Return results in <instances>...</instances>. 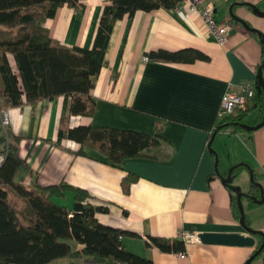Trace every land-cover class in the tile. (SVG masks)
<instances>
[{
	"label": "crops",
	"instance_id": "crops-1",
	"mask_svg": "<svg viewBox=\"0 0 264 264\" xmlns=\"http://www.w3.org/2000/svg\"><path fill=\"white\" fill-rule=\"evenodd\" d=\"M209 1L214 20L231 27L222 46L185 9L178 14L161 9L136 12L131 19L117 21L92 80V115L69 117V128L89 125L161 138L143 152L145 156L125 159L117 166L88 148L80 156L72 141L54 144L62 98L13 109L0 96V136L8 133L18 138L17 156L24 165L14 182L27 188L64 183L85 191L87 203L103 209L94 214L95 220L132 234L120 238L122 247L153 264H244L264 238V91L256 77L264 57V0ZM79 3V9H57L44 28L62 46L89 49L107 0ZM160 50H194L206 60L142 61L149 52ZM8 63L16 73L10 56ZM260 77L264 87V65ZM241 82L251 85L254 100L239 124L256 128L239 126L242 130L234 133L230 127L218 130L209 143L218 127L222 97L237 91ZM237 165H243L232 172L234 178L241 176L235 183L239 188L232 187L230 176L224 182ZM249 172L255 188L247 182ZM127 174L136 180L123 194L120 181ZM236 193L242 223L256 233L252 246L203 244L197 239L186 242L184 256L179 257V252L161 251L148 241V237L175 239L178 233L252 236L232 214ZM55 203L70 208L72 195L67 193ZM72 241H67L69 249H80ZM48 264L107 263L60 258ZM247 264H264V245Z\"/></svg>",
	"mask_w": 264,
	"mask_h": 264
},
{
	"label": "trees",
	"instance_id": "trees-1",
	"mask_svg": "<svg viewBox=\"0 0 264 264\" xmlns=\"http://www.w3.org/2000/svg\"><path fill=\"white\" fill-rule=\"evenodd\" d=\"M178 0H107L98 18L91 47H65L48 35L44 22L54 17L57 9L65 6L79 9V0H0V96L8 107H34L43 101L63 99L58 120L55 145L69 140L83 148L104 156L112 166L125 159L142 157L144 151L159 143L158 136L149 137L133 131L94 128L89 125L68 127L69 117H90L95 100L89 94L92 80L103 62L109 36L114 24L123 18L131 19L136 12L171 10ZM262 56L264 44H261ZM8 56L14 62L12 72ZM146 60L164 63H192L206 58L194 50L177 52L156 51L145 55ZM254 100V96L251 101ZM248 108L236 116L219 121V130L230 127L232 132L242 130L238 125ZM18 138L5 133L0 136V264H48L68 258H89L107 264H153L147 258L125 250L122 236L132 234L99 224L94 214L103 209L87 203L85 191L64 183L48 187H24L14 182L23 162L17 156ZM243 168L237 165L232 172ZM136 180L130 175L120 181L123 194ZM251 187L256 186L251 183ZM258 189V188H257ZM72 195V206L66 208L55 201L65 194ZM24 200L26 212L19 213L8 197ZM246 195H249L247 193ZM235 219L239 213L232 199ZM68 240L80 245L71 251ZM161 251L184 252L185 243L179 239L148 237ZM145 245H148L145 243Z\"/></svg>",
	"mask_w": 264,
	"mask_h": 264
},
{
	"label": "built area",
	"instance_id": "built-area-1",
	"mask_svg": "<svg viewBox=\"0 0 264 264\" xmlns=\"http://www.w3.org/2000/svg\"><path fill=\"white\" fill-rule=\"evenodd\" d=\"M182 9L189 11L200 20L207 34L217 45L222 46L225 43L231 29L230 24L228 22L220 23L214 20L213 8L209 0H178L169 12L171 14H178ZM142 61H146V58H142ZM253 96V89L248 82L239 83L237 85V91L228 92L222 97L218 107V121L226 117H234L245 111L249 107ZM5 124L6 118L3 116L1 119L2 127ZM3 159L4 155L0 154V164ZM176 237L184 243L197 240L196 235L192 233H178ZM177 255L183 257L184 253L179 252Z\"/></svg>",
	"mask_w": 264,
	"mask_h": 264
},
{
	"label": "water",
	"instance_id": "water-1",
	"mask_svg": "<svg viewBox=\"0 0 264 264\" xmlns=\"http://www.w3.org/2000/svg\"><path fill=\"white\" fill-rule=\"evenodd\" d=\"M259 15H261L259 13ZM241 25L244 26L243 22L237 20ZM261 43H263V41L261 40ZM264 44V43H263ZM264 65V57L262 59L261 62V66L257 69V81L261 87V89L264 91V87L262 84V80L260 77V70L261 67ZM240 127H242L245 130H254L256 127H247L245 125H240V124H236ZM219 130V127H217L212 135L211 138L209 140V143L211 142L212 137L214 136V134ZM216 163V161H215ZM230 171L231 169L228 171L226 178L224 179V182L227 183L229 181V176H230ZM250 175V181L251 183H253L252 179H251V173L249 172ZM232 180V179H231ZM259 188V187H258ZM260 191V190H259ZM261 192V191H260ZM239 197L240 195H238L235 198V204L239 213V219L238 222L241 225L242 229L246 232V234L248 235H252V236H240L237 234H213V233H201L196 235V238L203 244H217V245H229V246H252L254 244V237L253 235H255L256 233L249 230L248 228H246L243 223H242V219H243V212L239 203ZM248 198H250L251 200L255 201V198L247 196ZM264 245V238H262L261 243L259 244V246L252 252V254L245 260L244 264H247L251 258H253L254 256H256L261 248Z\"/></svg>",
	"mask_w": 264,
	"mask_h": 264
},
{
	"label": "rangeland",
	"instance_id": "rangeland-1",
	"mask_svg": "<svg viewBox=\"0 0 264 264\" xmlns=\"http://www.w3.org/2000/svg\"><path fill=\"white\" fill-rule=\"evenodd\" d=\"M215 141H214V143H212V146L213 147H214ZM241 175H244V174H241ZM240 177L241 176H236V178H234L232 180V182H231L232 187L235 186V187L239 188V185L238 184H235V183H237V181H239ZM247 182L248 183H251V181H250L249 178H248ZM237 196H238V194L235 195V198ZM8 203L11 204L19 213L26 212L24 200L22 198H18L15 195H11V196L8 197ZM72 242H74V241H72ZM72 244H75V243H72Z\"/></svg>",
	"mask_w": 264,
	"mask_h": 264
}]
</instances>
